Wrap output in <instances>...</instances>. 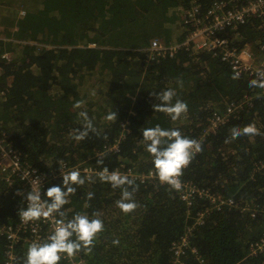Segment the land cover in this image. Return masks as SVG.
Listing matches in <instances>:
<instances>
[{
	"label": "trees",
	"instance_id": "trees-1",
	"mask_svg": "<svg viewBox=\"0 0 264 264\" xmlns=\"http://www.w3.org/2000/svg\"><path fill=\"white\" fill-rule=\"evenodd\" d=\"M62 1L66 5L59 10L58 0H0L1 25L18 27L0 48V134L18 151L22 166L47 172L43 200H48L49 187H63L61 166L65 174L78 170L85 177V184L74 185L76 192L68 196L64 216L57 217L65 222L76 214L98 218L104 229L91 252L81 250L76 259L84 264H176L172 242L187 234L186 264H264V251L251 252L264 237V90L249 87L256 77L234 80L219 56L192 49L148 65L146 48L152 38L177 41L172 35L176 24L166 20L163 0ZM176 1L183 11L200 4L204 14L216 0ZM182 31L181 38L183 24ZM221 34L232 47L264 56V17L237 21ZM5 51L13 54L11 60L2 57ZM166 89L175 90L173 103L179 99L188 106L176 121L152 107L159 103L153 93ZM77 102L82 107L74 108ZM231 103L241 107L207 133L210 115L226 112ZM81 111L96 132L76 141L72 133L83 128ZM112 112L117 118L110 121ZM250 123L260 135L230 139L233 127ZM157 125L201 142L203 150L183 169L181 179L230 198L232 204L216 208L198 192L187 203L157 177L143 180L126 174L155 171L142 131ZM99 158L103 164L97 163ZM104 167L135 181L133 212L117 207L121 188L100 181ZM13 168H0V226L12 224L19 239L0 235V264H7L10 255L15 264H23L36 238L30 227H20L19 212L26 204L19 194L22 175ZM89 192L94 193L91 200ZM38 230L42 243L47 242L52 233ZM59 264L73 262L61 255Z\"/></svg>",
	"mask_w": 264,
	"mask_h": 264
},
{
	"label": "clouds",
	"instance_id": "clouds-1",
	"mask_svg": "<svg viewBox=\"0 0 264 264\" xmlns=\"http://www.w3.org/2000/svg\"><path fill=\"white\" fill-rule=\"evenodd\" d=\"M257 77L249 81L250 88L264 89V70L257 72ZM232 79H239V73L234 72ZM159 103L152 105L156 112H163L171 120L180 119L182 114H186L188 106L185 102L177 99L173 103L176 95L174 89H166L158 93H153ZM74 108L82 107L81 102H77ZM83 119V128L74 129L72 138L76 141L84 140L89 132L95 133L92 120L89 119L86 111L79 113ZM116 113L112 112L107 116L108 120H115ZM260 130L255 124H247L244 127H233L230 133V139L235 140L241 136L260 135ZM143 142L147 152L153 157L155 175L161 184H167L172 189L181 190L182 182L180 177L183 175V169L186 168L197 153L202 149L201 142L183 136L179 129H164L159 125L145 128L142 131ZM226 143L230 142L226 138ZM98 164H103V159L97 160ZM89 181L91 177L87 178ZM101 182L111 185L112 188H121V199L116 201L117 207L125 214L133 212L137 208L136 202L132 199L133 192L136 190L135 181L126 175H121L117 171L109 172L107 167L99 173ZM85 177L81 176L78 170H73L63 174L62 186L49 187L45 193L48 200H42L39 188L33 187L26 195L28 206L19 212V216L25 223L49 219L54 215L64 216L61 211L64 205L68 203V196L76 192L74 185H84ZM127 186V187H125ZM129 188L132 190L129 191ZM94 193L89 192L87 198L91 200ZM57 227L49 235L45 243H33L26 252L23 264H59L61 254L73 257L77 252L86 250L91 252L93 240L96 235L103 231L102 220L89 219L86 215L76 214L72 219L65 222L63 219L56 220ZM118 244V240L113 241Z\"/></svg>",
	"mask_w": 264,
	"mask_h": 264
},
{
	"label": "built area",
	"instance_id": "built-area-1",
	"mask_svg": "<svg viewBox=\"0 0 264 264\" xmlns=\"http://www.w3.org/2000/svg\"><path fill=\"white\" fill-rule=\"evenodd\" d=\"M250 16L264 17V0H237V3L234 5L231 4L230 6H228L225 1L216 0L204 14L201 12V5L194 3L183 12L182 20L185 29L184 36L178 41L171 43H166L159 37L152 38L150 44L146 48V63L149 65L160 62L164 59L174 58L182 49H192L194 53L199 51H209L213 52L215 56H219L224 62L228 63L233 74L234 72H238L239 77L246 76L258 78L257 72L264 70V56L261 57L262 61L260 64L256 65L257 61H255L254 54L249 48L238 49L232 47L229 44L228 38L221 34V32L226 30L228 26L235 24L237 21L244 22L246 18ZM15 29H18V27H15ZM11 56H13V54L9 51H5L2 55V57L7 60H11ZM0 95H3V93ZM237 107H241V105L231 103L227 106L226 112H213L208 118L209 124L207 125L206 132H215L221 124H224L229 120ZM7 142V138L0 134V168L3 172L13 166V169L17 168L19 173H21L22 183L19 194L24 196L26 204L24 209H26L28 206L26 195L33 187L39 188L43 200V189L49 182L48 174L37 168L22 166L18 151L12 148L10 142ZM64 170H66L65 166H61L60 172L65 174L66 172H64ZM54 171L57 170H52V173H55ZM84 171L88 173L95 172L92 168H85ZM126 174L134 179L140 177L143 180L156 177L154 170L142 174L141 176L135 174L131 170H128ZM180 180L182 182V188L179 192L182 199L187 203H192L191 200L197 192L200 195H206L211 203L217 206L216 208H220L224 204L233 203V200L230 198L211 194L208 192L209 190L198 189L192 182L184 181L181 177ZM56 220H58L57 215H54L47 220L41 219L27 223L21 219L20 227H30L32 232H34L33 235H36L34 243H42L43 238H41L38 228L44 227L46 234L53 233L57 227ZM41 224L43 225L41 226ZM0 235H5L12 240L19 239V235L13 228L12 224L0 226ZM48 237L49 236H47V238ZM188 249L189 240L187 234L172 242L171 250L175 257L176 264H186L184 259L188 253ZM191 251L197 253L195 248L191 249ZM263 251L264 237L251 246V252L254 254ZM61 255L64 258H69V261L73 262V264H84L82 258L76 259V256L68 257L66 254ZM7 264H15L13 255H10V260H8Z\"/></svg>",
	"mask_w": 264,
	"mask_h": 264
},
{
	"label": "crops",
	"instance_id": "crops-1",
	"mask_svg": "<svg viewBox=\"0 0 264 264\" xmlns=\"http://www.w3.org/2000/svg\"><path fill=\"white\" fill-rule=\"evenodd\" d=\"M163 2H164V5H165V10L167 11V15H166V20H168L170 23H174V22H171V21H174V20H176V17H174L173 16V14H174V8H175V10L177 9V8H181L180 7V5L177 3V1L176 0H163ZM167 4V5H166ZM182 9V8H181ZM169 11V12H168ZM178 12V11H177ZM182 13H183V9H182ZM177 14V13H176ZM173 17H172V16ZM181 21L182 20H180V19H178V26H176V27H174V31H173V39L176 41V40H178V39H180L181 37H177V38H174V37H176L177 35H181L182 34V24H181ZM1 27V26H0ZM9 27H12V26H9ZM13 29H14V27H13ZM8 30H10L9 28H8ZM183 30H184V26H183ZM2 32H4V31H0V36L2 37V36H4V35H6V34H3ZM10 32V31H9ZM10 33H7V35H9ZM6 35V36H7ZM10 39H13L12 37L10 38ZM5 44H6V42H1V44H0V48H5L6 46H5ZM253 54H254V58H255V61H256V59L258 58V57H260V56H257L254 52H253ZM260 59H261V57H260ZM1 72V71H0Z\"/></svg>",
	"mask_w": 264,
	"mask_h": 264
},
{
	"label": "rangeland",
	"instance_id": "rangeland-1",
	"mask_svg": "<svg viewBox=\"0 0 264 264\" xmlns=\"http://www.w3.org/2000/svg\"><path fill=\"white\" fill-rule=\"evenodd\" d=\"M66 5V3L65 2H63L62 0H58V2H56V6H57V8L60 10V9H62L64 6ZM178 11V12H177ZM169 12V11H168ZM184 12V11H183ZM177 13V14H176ZM172 16V15H171ZM173 16L174 17H176V20H174V21H171V22H174L175 24H176V26H178V19H180V20H182L183 19V13H182V9L181 8H177L176 10H175V8H174V14H173ZM172 16V17H173ZM174 23H172V24H174ZM183 23V20L181 21V24ZM17 24V23H16ZM0 31H4V32H2L3 34H6L7 35V33H10L9 35H4V36H0V41H2V42H7V41H10V40H12V39H10L11 37L13 38L14 37V33H15V26H14V29H13V27H9V26H6V25H1V23H0ZM8 28L10 29V30H8ZM10 31V32H9ZM177 37H179V35H177L176 37H174V38H177ZM179 40V39H178ZM177 40V41H178ZM10 52V51H9ZM261 57V56H260ZM260 57H258L257 59H256V61H257V63H256V65H259L260 64V62L262 61V59H260ZM58 107L59 106H57L54 110H56V112H54L55 113V115L56 116H58L60 113H61V111L60 110H58Z\"/></svg>",
	"mask_w": 264,
	"mask_h": 264
}]
</instances>
